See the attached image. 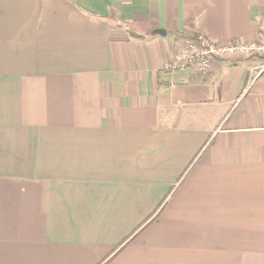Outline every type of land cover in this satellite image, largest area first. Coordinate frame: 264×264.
I'll use <instances>...</instances> for the list:
<instances>
[{"label": "crops", "instance_id": "0c3cea01", "mask_svg": "<svg viewBox=\"0 0 264 264\" xmlns=\"http://www.w3.org/2000/svg\"><path fill=\"white\" fill-rule=\"evenodd\" d=\"M196 34L264 0H0V264H264V58L164 71Z\"/></svg>", "mask_w": 264, "mask_h": 264}, {"label": "built area", "instance_id": "2783aa9c", "mask_svg": "<svg viewBox=\"0 0 264 264\" xmlns=\"http://www.w3.org/2000/svg\"><path fill=\"white\" fill-rule=\"evenodd\" d=\"M240 58H264V38L259 42H235L216 44L203 34H196L184 39L180 49L164 64V71L192 69L200 74H207L213 64Z\"/></svg>", "mask_w": 264, "mask_h": 264}, {"label": "water", "instance_id": "95a60500", "mask_svg": "<svg viewBox=\"0 0 264 264\" xmlns=\"http://www.w3.org/2000/svg\"><path fill=\"white\" fill-rule=\"evenodd\" d=\"M156 32H157V34H159V35L166 36V33H165L164 31H162V30H158V31H156Z\"/></svg>", "mask_w": 264, "mask_h": 264}]
</instances>
